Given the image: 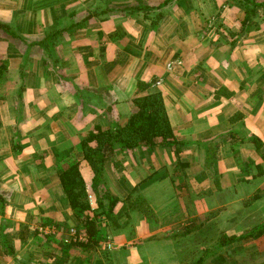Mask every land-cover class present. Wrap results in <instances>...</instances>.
I'll list each match as a JSON object with an SVG mask.
<instances>
[{"label":"crops","instance_id":"1","mask_svg":"<svg viewBox=\"0 0 264 264\" xmlns=\"http://www.w3.org/2000/svg\"><path fill=\"white\" fill-rule=\"evenodd\" d=\"M137 1L0 0V23L24 38L17 46L0 29V264H178L184 228L235 208L264 171L263 14L242 30L230 0H174L152 26L126 14ZM53 32L51 58L38 44ZM149 93L181 145L106 147L116 217H97V243L76 245L59 175L79 162L90 193L81 142L124 124Z\"/></svg>","mask_w":264,"mask_h":264},{"label":"trees","instance_id":"2","mask_svg":"<svg viewBox=\"0 0 264 264\" xmlns=\"http://www.w3.org/2000/svg\"><path fill=\"white\" fill-rule=\"evenodd\" d=\"M174 0H164L158 5H149L141 0L135 6L127 8L126 14L138 18L136 13L142 12L144 19L150 21L154 26L163 18L162 9L169 6ZM244 10V20L242 30H244L261 13L264 16V1L256 0H230ZM95 13V12H94ZM153 13L152 17L150 15ZM100 12L96 15H102ZM136 14V15H134ZM94 17L88 13L86 19ZM0 29L20 46L24 38L19 36L9 25L1 24ZM241 30V31H242ZM58 33L47 34L38 44L40 48L49 56H54V41L59 38ZM58 37V38H57ZM54 40V41H53ZM7 67L5 59L0 58V75ZM139 88L143 87L138 83ZM134 111L128 116L124 124L115 129H96L90 132L81 142L84 152L83 160L93 171L91 180V190L97 194V188L105 184L103 161L104 148L116 144L122 150H132L139 145L153 146L155 138H161V143L165 146L176 149L179 143L169 124L162 96L160 93H149L136 96L132 100ZM257 150L263 149L258 139H254ZM89 147H92L89 148ZM263 170L258 172L254 179L263 177ZM59 181L63 192L68 201L73 216L78 221L76 231L85 236V240H74V243L83 246L87 243H97L96 237L99 236V223L97 217L104 215L107 219H115L113 215L114 207L117 203L115 198L104 193L103 197L97 199V207L92 209L87 200L88 191L85 181L80 171L79 162L68 165L59 175ZM264 199L263 194H255L251 198L244 199L233 212L225 214V209H218L211 212L200 224H191L184 228L182 232L183 250L179 255L178 264H236L235 258L228 255L226 250L237 242L255 241L264 235ZM130 200H127V203ZM107 204V207L104 206ZM142 201L137 200L130 205L141 208ZM146 215L151 213L146 210ZM147 217V216H146ZM220 257V259H218ZM226 258V260H221Z\"/></svg>","mask_w":264,"mask_h":264},{"label":"rangeland","instance_id":"3","mask_svg":"<svg viewBox=\"0 0 264 264\" xmlns=\"http://www.w3.org/2000/svg\"><path fill=\"white\" fill-rule=\"evenodd\" d=\"M105 150H106V147L103 150L104 155H105ZM245 188H248V191L252 193V194L250 193V195L247 196L246 199L251 198L255 194H263V197H264V177L258 178L256 180H248ZM97 191H98L97 194H94L93 191H90V193L88 192L89 193L88 196L89 195L92 196V200H94L96 203H97V199L103 197L104 193L107 192V191H104L103 186L98 187ZM227 198L229 199L230 195H227ZM87 200L90 202L88 197H87ZM262 202H264V199H262ZM233 211H235L234 207L231 206L227 210L225 209V214L226 212L227 214H229L230 212H233ZM74 230L76 231V229ZM242 244H245V242H243ZM228 255H231L233 256V258H235L234 260L236 264H264V235L260 237L259 239L255 240L251 244L241 245L237 247L236 249L229 251ZM218 259H220V257ZM221 260H226V258H223V259L221 258Z\"/></svg>","mask_w":264,"mask_h":264},{"label":"built area","instance_id":"4","mask_svg":"<svg viewBox=\"0 0 264 264\" xmlns=\"http://www.w3.org/2000/svg\"><path fill=\"white\" fill-rule=\"evenodd\" d=\"M88 198H89V200L91 202L92 201V196L89 195ZM70 234L75 238V240H81V241L85 240L84 236L81 235V234H77L76 231L73 228L70 229Z\"/></svg>","mask_w":264,"mask_h":264}]
</instances>
